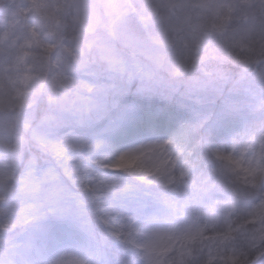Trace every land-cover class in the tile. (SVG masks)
Returning <instances> with one entry per match:
<instances>
[{
    "label": "clouds",
    "instance_id": "clouds-1",
    "mask_svg": "<svg viewBox=\"0 0 264 264\" xmlns=\"http://www.w3.org/2000/svg\"><path fill=\"white\" fill-rule=\"evenodd\" d=\"M44 2L0 0V264H264V0Z\"/></svg>",
    "mask_w": 264,
    "mask_h": 264
},
{
    "label": "snow or ice",
    "instance_id": "snow-or-ice-1",
    "mask_svg": "<svg viewBox=\"0 0 264 264\" xmlns=\"http://www.w3.org/2000/svg\"><path fill=\"white\" fill-rule=\"evenodd\" d=\"M33 4V11L35 12V15L40 17L41 19H47L48 17V11H47V4L44 2V0H32ZM19 15L13 18L12 20V27L15 28L17 24L19 23ZM9 33H5L4 38L7 39ZM27 47H31V44H27ZM27 56V53L24 54V56L19 57L18 63H23L25 58ZM220 159L227 160L230 165H232V171L233 172H243L244 175L242 179L246 182L254 185V178L256 176V170L249 167L244 168L242 167V164L239 160L233 159L231 156H223L222 154H217ZM140 159L139 156L136 155H130V156H123L121 157L120 161L115 165L117 168H135L139 172H144L145 174H154L152 171H146L143 168H137V161ZM260 223L262 227L260 229H257L256 233L254 234V239L264 240V205L259 206L256 208L249 216V218L245 221L244 225L242 227L247 225H254ZM233 229L231 226H229L228 231L226 233H218L214 237H207L204 235L205 229L204 228H197L193 230L191 227H189L180 237L173 238L172 236H165L160 235L158 237L157 242L153 243L148 247V252L150 255L155 254L157 257H164L170 252H172L176 244H180V255L181 257L188 256L191 257L193 249L190 247L191 245H195L198 240L201 239H216L219 238L222 240V242H226L229 240L232 236ZM169 241H172L169 243ZM261 256H264V253H257L256 259H260ZM217 257L215 255L209 256L208 264H215ZM224 260V264H248V257L245 256L243 262L241 261L240 257L233 254L229 255L227 257L222 258ZM59 264H85V262L72 259L67 262H59ZM158 264H162V261H159ZM254 264V262H253Z\"/></svg>",
    "mask_w": 264,
    "mask_h": 264
}]
</instances>
